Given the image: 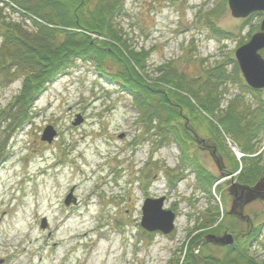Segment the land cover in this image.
<instances>
[{
    "label": "rangeland",
    "instance_id": "rangeland-1",
    "mask_svg": "<svg viewBox=\"0 0 264 264\" xmlns=\"http://www.w3.org/2000/svg\"><path fill=\"white\" fill-rule=\"evenodd\" d=\"M125 2L126 12L118 18L117 27L126 33L131 48L151 52L147 79L152 80L157 67L167 63L179 70L188 65L187 71L199 77L203 70L232 58L229 71L237 77L226 88V102L244 93V99L255 106L249 107L251 110L260 107L255 100L264 101V91L246 93L234 52L260 31L262 15L254 14L247 21L234 19L228 0ZM13 3L0 0L1 18L20 23L34 17L28 6L15 4L17 8ZM214 26L228 35L218 36ZM91 36L103 40L96 34ZM260 53L264 58V52ZM184 59L189 64L183 65ZM70 61L48 90L34 97L31 122L23 127L9 122L0 126V264H167L181 257L177 264L188 263L183 261L181 246L187 231L200 225L196 213L208 203L199 189L186 181L169 190L164 170L169 169L168 177L175 179L177 159L171 153L179 156L180 149L167 143L157 147L147 140V122L132 96L122 92L119 83L99 74L91 62ZM25 76L0 71L1 108L22 91ZM200 116L199 111L196 119ZM248 120L247 113L242 121ZM47 127L55 132L51 143L42 140ZM219 130L216 128L217 135ZM261 134L252 142L262 153L263 167L264 131ZM202 136L207 138V133ZM219 141L227 144L225 137L217 136ZM188 146L183 150L187 166L196 169V162L191 161L194 158L202 168L218 174L213 159L197 145ZM169 148L174 150L169 152ZM188 176L186 172L184 178ZM238 176L232 183L242 184ZM69 194L74 198L67 206ZM162 194H168V205L176 201L180 207L176 231L170 236H150L141 227V207L146 198ZM213 198L225 211L222 195L215 193ZM246 214L261 228L258 242L253 235L248 238V225L237 224L236 230L225 235L230 238L219 235L226 231L228 222L223 220L216 229L204 227L219 241L208 242L211 244L204 251L209 258L200 255V247L195 245L192 253H196V262L192 264H264V205L255 204ZM42 220L47 222L45 228L41 227ZM231 239L235 244L229 249L217 250L227 247L225 243Z\"/></svg>",
    "mask_w": 264,
    "mask_h": 264
},
{
    "label": "trees",
    "instance_id": "trees-1",
    "mask_svg": "<svg viewBox=\"0 0 264 264\" xmlns=\"http://www.w3.org/2000/svg\"><path fill=\"white\" fill-rule=\"evenodd\" d=\"M11 1L14 5L28 6V10L31 11L28 12L34 17L31 16L32 18L20 23L13 20L7 22L0 17V71L9 74L12 70L14 73L26 74L22 91L5 108L0 106V126L4 122H9L11 126L23 127L31 122L30 114L37 100L34 97L48 90L49 84L60 75V72L69 67L70 60L91 62L99 74L119 83L120 88L132 96L134 106L140 111L142 120L147 122L148 139H162L164 141H160L162 144L168 143L170 137L175 138L185 151L189 146L182 135L185 124L181 122L182 115L194 117L199 111L202 113L203 110L213 109L222 112L223 96L215 92L219 88L218 84L229 78L230 63L209 70L204 80H201V85L196 79V106L190 102L180 101L178 94L173 103L169 104L167 96L161 92L162 86L147 79L151 52L131 48L126 33L117 27L118 18L126 12V0ZM22 15L26 16L25 13ZM91 34H96L103 40L92 39ZM162 71L165 78L175 87L183 89L187 86L189 90H193L191 82L179 77L181 72L175 66H160L156 69V72ZM178 104L182 109L178 108ZM248 110L249 108L244 105L239 108L236 103L232 104L227 111L229 117L221 122L219 127L235 134L242 131L241 135H236L239 146L253 150L255 146L253 139L259 138L264 131V126L258 125V122H264V104L253 116H248L249 123L245 124L243 121L246 120ZM191 123L192 119L188 124ZM191 161L196 162L194 166L201 174L202 167L199 161L194 158H191ZM258 172L254 169L249 179L255 180ZM212 183L210 178L205 181L200 178L197 188L210 194ZM215 217L214 211L210 210L206 219L213 221ZM203 227H206L205 222L202 223ZM191 245H195V240H192ZM205 256L209 258V254ZM186 257L188 260L186 264L196 262V256L192 252ZM174 263L177 264V261Z\"/></svg>",
    "mask_w": 264,
    "mask_h": 264
},
{
    "label": "bare ground",
    "instance_id": "bare-ground-1",
    "mask_svg": "<svg viewBox=\"0 0 264 264\" xmlns=\"http://www.w3.org/2000/svg\"><path fill=\"white\" fill-rule=\"evenodd\" d=\"M251 1L256 2L257 0H251ZM227 5L229 7L231 16L234 19L247 21L254 14L262 15L263 19H262V23L260 25V30H262V27L264 24V9L252 12L248 16H235L233 14L231 7H230L229 1H228ZM195 8H196V6H195ZM213 14L211 13L210 15L212 16ZM212 17H214V16H212ZM213 29H214V32L218 36H220L221 34L226 35L225 30L224 31L221 30L218 26H216V27L214 26ZM238 50H239V48L236 49V51L234 52L235 58H237V51ZM261 51L264 52V48L259 50L260 56H261V53H260ZM261 58H262V56H261ZM229 61H232V58H230L229 60H226L227 63ZM182 62H183V65H185V64H189L190 61H188V59H184ZM226 62H224V63L218 62L211 69L203 70L204 72L202 73V76H199V77L196 76V73L193 74L190 71H187L186 67L188 65L185 66L184 70L178 69L179 72H181V73H179V77H181L182 79H184L186 81L191 82V86H192L193 90H191V89L189 90V88H187V86H185L183 89H179V88L175 87L171 82H169L165 78L164 71H162L163 73L155 72V74L153 76L154 80L153 79L152 80L154 82H156L159 86H162L161 92H163V94H165L167 96L169 104L173 103V100L176 98V94H178L180 101L190 102L192 105L194 104L196 106V79H198V84L201 85V80H204L203 78H205L207 76V72L209 70L216 68L218 65L226 64ZM261 63H264V58H262L260 60V64ZM252 70L254 71V68H252ZM228 75H229V78H227L226 81L218 84L219 88H218V90H216L215 94H217L219 92L223 96L226 92L227 86L237 77V75L235 73H231L229 71V68H228ZM217 82H218V79L215 80L216 86H217ZM159 89H160V87L157 88V90H159ZM122 92H124V91L122 90ZM238 96L241 98H244L246 95L240 93ZM258 102L260 105V107H258V108H261V105L264 104L263 99L259 100ZM178 108L182 109L180 104H178ZM228 114H229L228 112L224 113V112H220L216 109H213L212 111H207V110L204 111L203 110L201 113V116L198 118V121H196V116L191 117L188 114L182 115V121H181L183 123H185L186 120L191 122V119H192L191 124H184L183 125L182 135L186 139L187 143H193L195 146L197 145V148L199 149V151L207 154V156H209L210 159H213V161L215 158L212 156L211 152L214 151L216 157L218 158V161L222 162L221 168L217 166V173L218 174H214V172L211 169H209L208 167H204V168H202L201 174H200V171L196 169V171H195L196 177L199 179L201 178V180L203 179L204 181L210 178V181L213 182L212 187H211V191L215 192L216 194L220 193L222 195V199L224 198L225 201H226V196L235 197V199H236L235 202H231V203L226 201L227 207H226L225 211L223 210V206H222V204H220V201L206 200L208 205L206 207H202V211L199 213H196V214H197L198 219H201L206 223V227H208V228L212 227V229H214V228L216 229L218 227H221L223 220H225V218H226V213L228 211L227 209L231 208L232 206L234 207L237 205L238 208L243 209V211H245V213H247L248 211H250L251 207L253 206L252 205L253 202L259 201L260 204H263V202H264L261 199L253 200L252 197L248 194V192H246V190L248 191L249 188L246 184H244L245 183L244 182L245 181L244 173H245V170L250 168L252 166V163L257 159V153L252 149L241 148L239 146L236 135H238V134L241 135L242 131H240L238 134H235L234 132L225 131V129H223V127H220L219 135H217V133H216V128H218L220 126L221 122H223L225 119H227L229 117ZM204 121H205V123H204ZM194 123L199 124V126L201 128H199L198 126H194ZM258 125L263 127L264 122H258ZM205 126L208 127L209 129H202V127H205ZM236 128L239 129L238 127H236ZM203 130L207 133V138H205V139L201 138L202 134H206L203 132ZM217 136H221V138L225 137L227 144H225V146H223V143L221 141H219V144H218ZM202 137H204V136H202ZM148 140L149 141L152 140L153 144H155L157 147L163 146V144L160 142V141L164 142L162 139L158 140L156 138H149ZM167 142H168V145L172 144V145H174V147H177L178 150L182 149L180 144L175 140V138L170 137V138H168ZM169 150H170L169 152H172L174 149L169 148ZM183 152H184L183 150L179 151V153H180L179 156L177 154H175L174 152L171 153V155L175 159H177V162L186 163L188 161V158H184ZM224 159L227 160V163H225ZM147 165H148V163H147ZM229 165H232V167H234L235 170H231L232 167L230 168ZM164 171H165V173H164L165 176L168 177L170 170L165 169ZM261 172L264 175V166L261 167ZM236 176L239 177V179L242 181V184L232 183ZM225 178H226V180H225ZM227 178H230V179L227 180ZM199 179H197L195 181H199ZM177 187H178V185H173L169 188V190L176 189ZM238 187L241 188V190L236 195V190ZM249 187L253 188L254 186H249ZM222 192L225 193L224 196H223ZM168 194L167 195L162 194V195L157 196V199L163 200V210L180 211V207L178 206V202L174 201V203H172L171 205H168V199H170ZM201 195L205 196L203 193ZM6 199L4 201H6ZM194 199H196V197ZM147 200H153V197H148L146 199V201ZM185 200H190V198L185 199ZM219 200H220V198H219ZM225 201L222 200L221 202L223 203ZM211 203L213 205H211ZM210 206L213 208V211L216 214L215 220H213V221L206 219L207 214L210 211L209 210ZM143 207L144 206L141 207V214H142L141 223H142V220L144 217ZM196 214H195V218H196ZM230 224L236 230L238 223L233 217H231ZM123 228L125 231H128L127 230L128 225L124 226ZM260 230H261V228H260ZM145 232L149 233L150 236L152 234H158V233L164 234L162 231H159V230L154 231V232H149V231L145 230ZM219 235H223V234L220 233ZM225 235L226 234H224V236ZM249 238H251V237H249ZM182 244L183 245L181 246V248H182L185 255H187L189 252H193V250H195L194 249L195 247L192 246L187 239H184ZM230 244L234 245L235 241L233 239H231ZM167 264H175V263L171 259V261H168Z\"/></svg>",
    "mask_w": 264,
    "mask_h": 264
},
{
    "label": "water",
    "instance_id": "water-1",
    "mask_svg": "<svg viewBox=\"0 0 264 264\" xmlns=\"http://www.w3.org/2000/svg\"><path fill=\"white\" fill-rule=\"evenodd\" d=\"M229 4L235 16H248L252 12L264 9V0H257L256 2H252L251 0H229ZM262 48H264V24L262 32L256 34L248 44L242 46L237 51V60L244 77L250 86L257 89L264 88V63L260 64L262 58L258 54V51ZM252 68H254L255 72ZM54 135L55 132L52 127H47L44 131L42 140L51 143ZM211 154L215 158L214 161L217 163V166L221 168V162L218 161L215 152L212 151ZM248 188L249 190H246V192H248L253 200H264V175L253 188ZM238 189L239 191L241 190L239 187L237 190ZM72 200L73 196L70 194L66 199V204L70 205ZM143 215L144 217L141 226L149 232L159 230L167 235L174 230L175 214L171 211L163 210L162 199L145 201ZM45 226L46 223L43 222L42 227ZM225 237L230 238V236ZM212 240L219 241V239L214 236L207 237L208 242H211ZM225 244L229 245L230 241Z\"/></svg>",
    "mask_w": 264,
    "mask_h": 264
},
{
    "label": "flooded vegetation",
    "instance_id": "flooded-vegetation-1",
    "mask_svg": "<svg viewBox=\"0 0 264 264\" xmlns=\"http://www.w3.org/2000/svg\"><path fill=\"white\" fill-rule=\"evenodd\" d=\"M255 147H256L257 159L252 164L256 163L254 168L259 171L258 172L259 173L258 176H259L262 173L261 172V165H262V161H261L262 157H261V155H262V153L259 152L260 150H258L257 146H255ZM224 161H225V163H227V160L224 159ZM258 166H259V168H258ZM250 174H245L244 175L245 176V181H244L245 183L244 184H246V185H254L255 182H256L255 181L253 183V180L249 179V175ZM238 192H240L239 189L236 191V195H237ZM226 201L231 203V202H235L236 199H235V197L226 196ZM255 204H260V202L256 201V202L252 203V205H255ZM263 204H264V202H263ZM245 215H246L245 211H243V209L238 208L237 205L234 206V207L232 206L231 209H228V211L226 213V218H225V222H228V223H225L226 231L222 232L221 234H229V231H233L234 230L233 227L230 224L231 217H233L237 221V223L239 225H245V226L248 225V227H249V230L247 231L248 232V234H247L248 238H249L250 235H253L254 236L253 240L255 242H258V238L260 236L261 230L258 229V227L251 222V219L247 215L245 217ZM194 237H195V240L197 239L196 241L200 242V244L202 246L205 245V243H206L205 242V233L203 234V232L201 230H197L194 233ZM210 244L211 243H209V245ZM227 247H224V248L219 247L217 250H225V249H227ZM229 248L230 247H228V249Z\"/></svg>",
    "mask_w": 264,
    "mask_h": 264
}]
</instances>
